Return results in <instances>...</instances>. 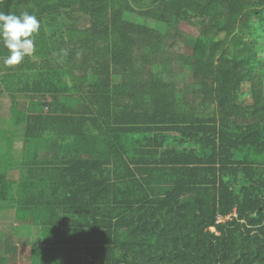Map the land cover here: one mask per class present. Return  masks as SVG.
I'll return each mask as SVG.
<instances>
[{
	"label": "trees",
	"instance_id": "obj_1",
	"mask_svg": "<svg viewBox=\"0 0 264 264\" xmlns=\"http://www.w3.org/2000/svg\"><path fill=\"white\" fill-rule=\"evenodd\" d=\"M0 12L40 23L0 46V264H264V0Z\"/></svg>",
	"mask_w": 264,
	"mask_h": 264
},
{
	"label": "clouds",
	"instance_id": "obj_2",
	"mask_svg": "<svg viewBox=\"0 0 264 264\" xmlns=\"http://www.w3.org/2000/svg\"><path fill=\"white\" fill-rule=\"evenodd\" d=\"M40 30V23L34 15L0 12V46L8 55L3 58L6 66H16L23 58L34 51V34Z\"/></svg>",
	"mask_w": 264,
	"mask_h": 264
},
{
	"label": "rangeland",
	"instance_id": "obj_3",
	"mask_svg": "<svg viewBox=\"0 0 264 264\" xmlns=\"http://www.w3.org/2000/svg\"><path fill=\"white\" fill-rule=\"evenodd\" d=\"M138 23L142 24V25H147L150 27H154V23L147 21L145 19L142 18H138L137 20ZM191 34H197V30L196 28L192 27L190 30ZM263 33H264V27H263ZM255 37L260 41V47L261 49H263L264 51V34L260 35H255ZM260 56H262V54H260ZM188 73V72H187ZM186 73V75H187ZM264 90V89H263ZM17 132V131H16ZM14 148L16 151H21V149L23 148V142L20 136V133H17L14 137ZM22 152V151H21ZM43 154V153H41ZM3 222L0 223V232H8V230L11 228V224L9 222H11L12 220V213L8 212V213H4L3 214ZM1 219V218H0ZM37 234L35 233V231H26L25 228H20L18 230V244H19V259L21 261H25L26 257L30 255V243L33 242L36 238Z\"/></svg>",
	"mask_w": 264,
	"mask_h": 264
},
{
	"label": "built area",
	"instance_id": "obj_4",
	"mask_svg": "<svg viewBox=\"0 0 264 264\" xmlns=\"http://www.w3.org/2000/svg\"><path fill=\"white\" fill-rule=\"evenodd\" d=\"M213 231V230H212Z\"/></svg>",
	"mask_w": 264,
	"mask_h": 264
}]
</instances>
